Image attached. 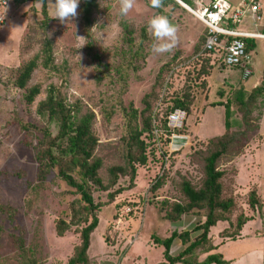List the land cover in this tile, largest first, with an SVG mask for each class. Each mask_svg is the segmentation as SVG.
Listing matches in <instances>:
<instances>
[{
	"label": "rangeland",
	"instance_id": "1",
	"mask_svg": "<svg viewBox=\"0 0 264 264\" xmlns=\"http://www.w3.org/2000/svg\"><path fill=\"white\" fill-rule=\"evenodd\" d=\"M180 1L194 9L201 0ZM257 1L259 22L245 11L237 29L261 32L264 0ZM54 2L43 0L46 17L41 0L13 2L0 26V264H66L85 225H69L57 235V220L68 222L72 213L80 215V195L54 169L42 180L37 177L35 154L41 136L37 129L52 134L57 129L55 121L35 112L48 86L57 88L66 103L93 113L91 130L97 140L93 156L100 160L97 173L103 184L107 168L122 163L121 138L128 121L142 129L144 101L155 112L160 136L156 143L149 131L141 133L146 161L135 166L132 181L121 176L107 190L89 187L92 202L99 205L93 211L97 223L89 234L85 264H157L163 260L158 240L175 231L186 232L191 241L199 233L194 226L203 221L204 211L183 214L175 221L165 214L172 203L184 202L182 181L194 188L201 185L204 158L221 143L216 167L223 170L222 197L231 198L233 208L226 220L208 229L211 249H196L192 256L196 262L219 254L225 264H264V94L252 93L264 63V40L255 39L247 50L248 74L224 67L220 51L200 54L205 28L176 0H163L162 8L152 7L150 0H136L126 17L120 14L119 0H96L87 33L79 8L72 22L51 18ZM156 14L166 15L177 28L178 42L170 53L150 51L147 21ZM45 41L50 42L54 70L40 65ZM34 56L37 65L26 86L37 85L39 93L26 103L14 78L17 68ZM202 66L210 67L205 75L198 73ZM188 90L193 95L189 111L181 110L180 124L166 123L167 130H178L166 141L167 133L159 125L169 100ZM212 101L229 103L228 130L223 127V107L208 106ZM132 110L135 117L128 119ZM117 188L120 193L110 201L108 194ZM252 191L254 206L248 200ZM238 217L243 220L239 231ZM91 218L88 215L87 222ZM185 245L174 238L169 254L175 256Z\"/></svg>",
	"mask_w": 264,
	"mask_h": 264
},
{
	"label": "trees",
	"instance_id": "2",
	"mask_svg": "<svg viewBox=\"0 0 264 264\" xmlns=\"http://www.w3.org/2000/svg\"><path fill=\"white\" fill-rule=\"evenodd\" d=\"M21 1V0H19ZM39 1V0H36ZM42 1V12L44 13V3ZM96 0H81L79 3V10L81 20L85 32L91 25V13ZM184 2V1H183ZM185 3V2H184ZM124 32L128 33L126 25H122ZM129 40V38H127ZM204 39V35H203ZM203 43V40H202ZM202 43L200 54L208 53L202 50ZM249 45L246 44L247 50ZM41 54H39L40 65L43 68L54 70L52 64V57L50 53V42L45 41L42 44ZM199 55V54H198ZM34 56L24 63H22L16 71L14 78V85L24 90L23 98L26 103H31L34 97L39 93L37 85L26 86L33 69L36 67V59ZM210 68V67H209ZM209 68L198 69V73L205 75ZM252 93L255 95L264 94V65L261 70L260 81L252 88ZM193 95L190 90L182 92L179 96H174L169 101L171 105L163 114L162 124L160 128L166 131V141H171V136L174 131L167 130V116L175 109H180L185 113L189 111V104L191 103ZM144 108L140 113H145L142 120L143 126L139 130L135 125H130L128 121L127 133L121 138L123 145L122 163L111 165L107 168V181L102 183L98 176V169L100 168V160L93 156V151L97 145V140L94 137L91 125L93 120V113L91 111H81L80 106L76 104H68L60 95V92L54 86H48L45 97L40 100L35 108V112L40 117H45L47 120H53L57 124V129L54 134L47 129H37L41 133L37 141L36 162H37V177L42 180L46 174L52 169L55 170L56 176L64 181L68 186L75 188L80 195V215L72 213L68 222L57 220L56 233L61 235L69 225H77L85 223L79 230L80 243L75 248L74 255L68 259L66 264H85L87 262L86 250L89 245V234L95 228L97 220L93 216V211L97 204L92 202L91 196L88 192L89 187H95L99 190H107L114 186L121 176H128L129 181L133 180L135 166L143 165L146 161L145 149L146 143L140 138L143 131H149L154 142L158 143L160 140L157 134V126L154 122L155 112H152L149 102L144 101ZM208 106H222L223 107V127L228 130L230 127V105L228 102L212 101L207 103ZM136 111L132 110L129 113L128 119L134 118ZM23 129L32 128L34 126L22 125ZM179 133V132H177ZM170 137V138H169ZM168 142V143H169ZM221 148L211 151L204 158V178L198 188H194L188 181H182L180 184V192L183 196L184 202H174L170 205V210L165 214L169 221L177 220L181 215L186 213L203 212V221L194 226V230L199 233L188 241L187 233H176L172 231L168 237L158 240L163 247L162 261L157 264H225L226 261L221 258L219 254H208L199 262H196L192 253L196 249L208 251L211 249L207 232L216 222L227 219V215L233 208V201L231 198L222 197V185L220 178L223 175V170L217 169L216 161L223 151L224 145L221 143ZM75 174L77 178L74 177ZM161 176V175H159ZM157 184L153 185V188ZM121 188H117L108 194V199L111 201L113 197L120 193ZM249 205L254 206L257 203L254 192H250ZM77 212V211H75ZM91 216V220L87 222V216ZM243 220L236 219V228L239 231ZM226 237H228L226 235ZM229 237H231L229 235ZM174 238H178L185 247L175 256L169 254V248ZM234 240L233 238H231Z\"/></svg>",
	"mask_w": 264,
	"mask_h": 264
},
{
	"label": "built area",
	"instance_id": "3",
	"mask_svg": "<svg viewBox=\"0 0 264 264\" xmlns=\"http://www.w3.org/2000/svg\"><path fill=\"white\" fill-rule=\"evenodd\" d=\"M16 1L19 0H0V16L9 4ZM258 9L255 0H238L236 4H231L227 0L198 2L196 7L189 11L205 28L202 50L220 51V63L224 67H243L249 59L243 39L264 38V34L239 30L236 26L245 11H249L254 16V20L258 21L260 19L257 14ZM2 23L3 20H0V26ZM182 119L183 112L180 109L173 110L167 116V122L172 126L180 124Z\"/></svg>",
	"mask_w": 264,
	"mask_h": 264
},
{
	"label": "clouds",
	"instance_id": "4",
	"mask_svg": "<svg viewBox=\"0 0 264 264\" xmlns=\"http://www.w3.org/2000/svg\"><path fill=\"white\" fill-rule=\"evenodd\" d=\"M80 0H55L53 4V12L50 16L58 19L61 23L72 22L78 16ZM151 6L154 8H162L163 0H150ZM136 0H119V11L121 16L126 17L134 8ZM0 16V20L4 19V14ZM147 29L149 36L152 38L150 51L155 54L170 53L177 45V28L173 25L168 17L163 14L153 15L147 21ZM51 33H49V36ZM82 37V36H78ZM84 45V44H83ZM81 45V46H83ZM80 46V47H81Z\"/></svg>",
	"mask_w": 264,
	"mask_h": 264
},
{
	"label": "crops",
	"instance_id": "5",
	"mask_svg": "<svg viewBox=\"0 0 264 264\" xmlns=\"http://www.w3.org/2000/svg\"><path fill=\"white\" fill-rule=\"evenodd\" d=\"M256 2H257V4H258V11H257V14L260 16V19H261V12H260V10H261V7H260V4H259V2L257 1V0H255ZM230 3V2H229ZM232 4V3H231ZM259 19V20H260ZM259 20H258V22H259ZM255 25V24H254ZM260 30H261V32H259V33H262V34H264V18H263V20L260 22ZM239 30H242V29H239ZM246 31H248V30H246ZM249 32H253V31H249ZM255 32V31H254ZM257 32V31H256ZM204 34H205V30H204ZM255 39H258V40H264V38H244L243 39V41H244V46L246 47V44L247 45H249V46H251L252 44H253V41L255 40ZM246 50V49H245ZM248 50V49H247ZM247 50H246V52H247ZM208 53H210V52H208ZM248 61H249V59H248ZM248 61L245 63V65L243 66V67H239V66H235V67H237V68H240L244 73H248V74H250V70L247 68V63H248ZM263 65H264V63H263ZM235 67H230V68H235ZM262 68H263V66H262ZM262 70V69H261ZM249 76V75H248ZM248 76H247V78H248ZM260 76H261V73H260ZM260 76L258 77V78H256V79H254V81H256L255 82V84H257L258 82H259V80H260ZM215 107V106H214ZM222 107V106H221ZM177 142H179L180 143V139H177L176 140Z\"/></svg>",
	"mask_w": 264,
	"mask_h": 264
},
{
	"label": "bare ground",
	"instance_id": "6",
	"mask_svg": "<svg viewBox=\"0 0 264 264\" xmlns=\"http://www.w3.org/2000/svg\"><path fill=\"white\" fill-rule=\"evenodd\" d=\"M179 1H180V0H179ZM180 2H181V1H180ZM181 3H183V2H181ZM183 4H184V3H183ZM184 5H185L186 7H184V6H183V7L189 11L190 8H189L186 4H184Z\"/></svg>",
	"mask_w": 264,
	"mask_h": 264
},
{
	"label": "water",
	"instance_id": "7",
	"mask_svg": "<svg viewBox=\"0 0 264 264\" xmlns=\"http://www.w3.org/2000/svg\"><path fill=\"white\" fill-rule=\"evenodd\" d=\"M182 7H186L183 3H181L179 0H176Z\"/></svg>",
	"mask_w": 264,
	"mask_h": 264
}]
</instances>
